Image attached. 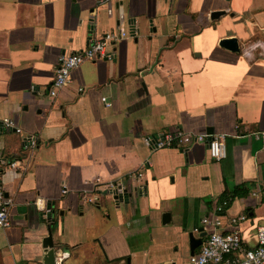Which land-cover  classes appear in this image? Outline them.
<instances>
[{
    "label": "crops",
    "instance_id": "1",
    "mask_svg": "<svg viewBox=\"0 0 264 264\" xmlns=\"http://www.w3.org/2000/svg\"><path fill=\"white\" fill-rule=\"evenodd\" d=\"M120 30L111 60L82 63L50 96L62 55ZM231 38L238 52L219 47ZM3 119L20 132L0 129L11 201L0 264H42L49 218L63 264L185 263L188 233L213 228L205 218L253 249L264 226V0H0ZM175 130L222 135L226 157L143 141ZM122 190L131 198L114 199Z\"/></svg>",
    "mask_w": 264,
    "mask_h": 264
},
{
    "label": "built area",
    "instance_id": "2",
    "mask_svg": "<svg viewBox=\"0 0 264 264\" xmlns=\"http://www.w3.org/2000/svg\"><path fill=\"white\" fill-rule=\"evenodd\" d=\"M125 36L126 33L121 30L118 32H108L97 39L90 40L87 47L83 50L62 55L59 58L51 82L49 89L50 96L55 97L70 82L73 71L82 63L95 60H111L114 56L112 47ZM101 101L105 103L106 99L102 98ZM3 128L6 130L15 129L16 132H20L11 119H3L1 121L0 129ZM143 141L154 149L185 147L201 143L206 145L208 156L211 159L220 161L226 157V147L222 135H195L175 130L160 135L157 138L147 137ZM10 166L14 168L17 166V163H11ZM262 195L264 196V185ZM10 206L11 201L5 196L0 186V228L2 229L10 225ZM240 219H243V217ZM202 222L205 226H212V230L206 232L207 235L203 239L198 251L190 256L185 263L178 264H264V226H260L256 230V246L253 249H245L242 247V238L239 231H218L216 229V227L220 226L218 220L205 218ZM68 256L69 253L67 252L57 254L55 264H63V260Z\"/></svg>",
    "mask_w": 264,
    "mask_h": 264
},
{
    "label": "water",
    "instance_id": "3",
    "mask_svg": "<svg viewBox=\"0 0 264 264\" xmlns=\"http://www.w3.org/2000/svg\"><path fill=\"white\" fill-rule=\"evenodd\" d=\"M223 12H215L211 16L212 18H215L219 15H221ZM219 47L224 48L226 50H229L231 52H238V44L237 40L234 38L231 39H222L219 42ZM124 195L126 198H131L130 194H127L126 190H122L118 192L117 195L114 196V199H117L120 197L119 195ZM120 199V198H119ZM128 202V201H126ZM163 222H166L168 220V215L165 213L163 214ZM49 225L47 227V235L43 239L42 242V248H43V256H42V264H55V257H56V245L52 238V226L55 224L54 219L49 218L48 220ZM207 235L205 231L199 230L198 237L195 238L191 233H188V241H189V255H193L195 251L198 249V247L202 244V239Z\"/></svg>",
    "mask_w": 264,
    "mask_h": 264
},
{
    "label": "trees",
    "instance_id": "4",
    "mask_svg": "<svg viewBox=\"0 0 264 264\" xmlns=\"http://www.w3.org/2000/svg\"><path fill=\"white\" fill-rule=\"evenodd\" d=\"M230 199H231V198H230V197H228L226 200H228V201H229Z\"/></svg>",
    "mask_w": 264,
    "mask_h": 264
}]
</instances>
